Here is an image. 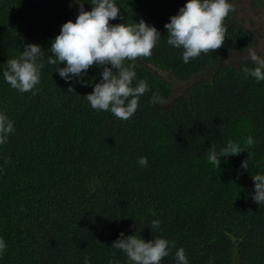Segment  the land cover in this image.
Returning a JSON list of instances; mask_svg holds the SVG:
<instances>
[{
	"label": "trees",
	"instance_id": "1",
	"mask_svg": "<svg viewBox=\"0 0 264 264\" xmlns=\"http://www.w3.org/2000/svg\"><path fill=\"white\" fill-rule=\"evenodd\" d=\"M79 2L0 0V110L16 127L0 147V236L8 242L0 264H84L85 257L91 264H123L124 254L110 246L121 231L136 228L145 240H174L190 264H264V205L248 195L251 176L264 173V81L242 71L254 66L248 49L261 30L245 27L236 9L225 20L224 45L185 64L181 50L166 43L164 28L185 0H116L124 22L143 19L162 35L152 55L135 62L151 92L121 121L93 110L85 98L101 79L95 65L80 83L66 82L58 65L46 64L35 94L4 81L7 60L25 44L41 45L47 59ZM234 52L245 57L225 62ZM152 93L167 104L151 105ZM249 135L257 143L248 149L254 153L248 172L240 167L246 151L219 169L207 160L212 143L245 145ZM141 156L148 167L138 166ZM152 219L162 221V232L151 234ZM162 264H175L174 254Z\"/></svg>",
	"mask_w": 264,
	"mask_h": 264
},
{
	"label": "clouds",
	"instance_id": "2",
	"mask_svg": "<svg viewBox=\"0 0 264 264\" xmlns=\"http://www.w3.org/2000/svg\"><path fill=\"white\" fill-rule=\"evenodd\" d=\"M85 2H79V12L74 21L69 19L61 25L59 33L51 41V52L46 60L41 45L27 43L19 56L7 60L2 72L4 81L21 94H35L46 64L58 65L55 72L66 82L75 78L80 83H84L81 77L95 65L102 68L101 79L85 96L86 100L93 110L110 112L117 119L128 121L140 107L141 97L151 92L147 79L138 78L135 62L138 58L150 57L162 35L154 25L143 19L124 22L116 0H91L87 2L92 5L91 10H85ZM235 11L232 0H185L184 5L164 25L166 43L181 50L182 60L187 64L201 54H208L224 45L227 33L225 20ZM117 18L123 22L110 23ZM247 59L254 66L243 67L245 76L257 82L264 81V56L249 48ZM61 64L64 66L60 67ZM68 89L74 90L72 87ZM167 102L159 93H152L149 99L153 106H163ZM15 131L14 120L6 111L0 110V147L8 144ZM256 143L252 135L247 137L245 145L231 139L219 147L212 143L207 160L219 169L222 163H227L228 157L246 151L247 158L241 161L240 167L248 172L254 156L248 149ZM10 160L8 157L5 163ZM137 164L146 168L149 160L141 156ZM251 178L254 190L248 195L257 205H264V173H257ZM21 210H24L23 206ZM161 224V220L152 219L146 226L150 227L152 234L154 231L162 232ZM136 233L137 228L128 235L121 231L110 246L124 254L126 259L123 264H162L165 257L173 254L175 264H190L185 249L177 248L174 240L162 235H152V239L145 240ZM7 251L8 242L0 236V258ZM84 264H91V260L85 257Z\"/></svg>",
	"mask_w": 264,
	"mask_h": 264
},
{
	"label": "rangeland",
	"instance_id": "3",
	"mask_svg": "<svg viewBox=\"0 0 264 264\" xmlns=\"http://www.w3.org/2000/svg\"><path fill=\"white\" fill-rule=\"evenodd\" d=\"M253 0H232L238 14L237 19H242L245 22V27L252 28L255 32H260L259 40L255 46V50L264 56V3L261 2L260 6L256 9L252 7ZM244 24V23H243ZM242 57H245V53H229L224 59L225 62L235 63Z\"/></svg>",
	"mask_w": 264,
	"mask_h": 264
}]
</instances>
